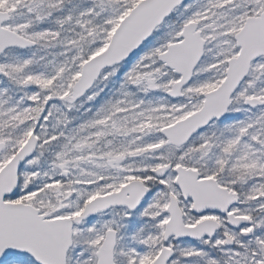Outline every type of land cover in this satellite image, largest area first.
Instances as JSON below:
<instances>
[{
  "label": "snow or ice",
  "instance_id": "obj_1",
  "mask_svg": "<svg viewBox=\"0 0 264 264\" xmlns=\"http://www.w3.org/2000/svg\"><path fill=\"white\" fill-rule=\"evenodd\" d=\"M0 264H264V0H0Z\"/></svg>",
  "mask_w": 264,
  "mask_h": 264
}]
</instances>
